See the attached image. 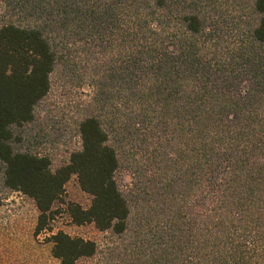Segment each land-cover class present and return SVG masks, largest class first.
Returning a JSON list of instances; mask_svg holds the SVG:
<instances>
[{
	"label": "trees",
	"instance_id": "obj_1",
	"mask_svg": "<svg viewBox=\"0 0 264 264\" xmlns=\"http://www.w3.org/2000/svg\"><path fill=\"white\" fill-rule=\"evenodd\" d=\"M57 78L89 95L54 170L20 145ZM73 177L115 241L58 232L60 264H264V0H0V185L40 234Z\"/></svg>",
	"mask_w": 264,
	"mask_h": 264
},
{
	"label": "rangeland",
	"instance_id": "obj_2",
	"mask_svg": "<svg viewBox=\"0 0 264 264\" xmlns=\"http://www.w3.org/2000/svg\"><path fill=\"white\" fill-rule=\"evenodd\" d=\"M86 81L69 84L64 79L54 80L53 91L41 104L34 124L24 129L21 148L39 156H47L53 169L67 164L73 151L80 148L78 124L83 105L88 99ZM132 164L126 162L119 176L124 190L134 181ZM3 198L0 207V264H60L53 256L51 238L58 232L97 242L102 254H109V245L115 241L108 233L99 232L93 224L75 225L69 215V204L88 209L92 197L83 192L78 178L66 185L63 198L56 203L54 219L47 229L38 234L39 212L35 202L22 193L0 185ZM103 257V256H101ZM80 264H99L100 259Z\"/></svg>",
	"mask_w": 264,
	"mask_h": 264
}]
</instances>
